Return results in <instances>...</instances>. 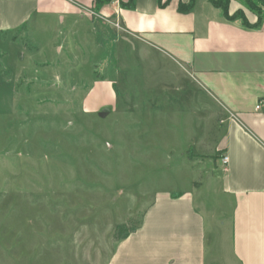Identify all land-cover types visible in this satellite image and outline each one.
<instances>
[{"label":"rangeland","instance_id":"rangeland-1","mask_svg":"<svg viewBox=\"0 0 264 264\" xmlns=\"http://www.w3.org/2000/svg\"><path fill=\"white\" fill-rule=\"evenodd\" d=\"M61 29L0 34V264H107L155 196L180 193L205 216L207 262L226 261L229 225L218 241L211 220L216 102L188 68L121 31L104 64L86 59L91 34L67 62ZM30 64L36 79L21 83Z\"/></svg>","mask_w":264,"mask_h":264},{"label":"crops","instance_id":"crops-1","mask_svg":"<svg viewBox=\"0 0 264 264\" xmlns=\"http://www.w3.org/2000/svg\"><path fill=\"white\" fill-rule=\"evenodd\" d=\"M226 10L241 11L243 20H227L209 0H0V34L15 42L22 33L44 35L61 27L54 47L70 62L75 39L88 44L91 34L96 58L86 59L104 64L121 31L188 68L220 110L211 128L220 207L211 220L218 241L223 221L229 225L226 261L214 255L207 262L205 216L192 194L180 193L155 196L138 225L116 241L107 264H264V104L256 108L264 99V7L257 13L245 0H228ZM19 49L23 58L32 53L26 43ZM38 70L23 65L17 80L31 83Z\"/></svg>","mask_w":264,"mask_h":264},{"label":"trees","instance_id":"trees-1","mask_svg":"<svg viewBox=\"0 0 264 264\" xmlns=\"http://www.w3.org/2000/svg\"><path fill=\"white\" fill-rule=\"evenodd\" d=\"M209 1L213 6L222 9L223 14L227 20H234L235 18H241L243 20V14L241 11L234 13L233 15L227 14L226 4L228 3V0H209ZM245 7H247L248 9H250L252 11L256 10L255 12H257V13H259V11H260V9H259L260 7L256 5L254 0H245ZM261 7H264V2L261 3ZM243 23L246 24V22H243Z\"/></svg>","mask_w":264,"mask_h":264},{"label":"built area","instance_id":"built-area-1","mask_svg":"<svg viewBox=\"0 0 264 264\" xmlns=\"http://www.w3.org/2000/svg\"><path fill=\"white\" fill-rule=\"evenodd\" d=\"M264 104V99H261L258 101L257 105H256V108L257 109H260L262 107V105ZM227 161H228V157L227 155H223L221 156V163L222 165L225 167V165L227 164Z\"/></svg>","mask_w":264,"mask_h":264}]
</instances>
